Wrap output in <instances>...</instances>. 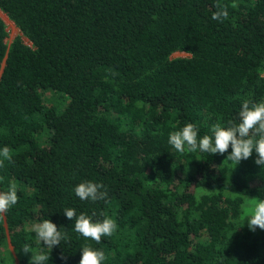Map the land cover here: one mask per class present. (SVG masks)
Wrapping results in <instances>:
<instances>
[{
  "label": "trees",
  "instance_id": "trees-1",
  "mask_svg": "<svg viewBox=\"0 0 264 264\" xmlns=\"http://www.w3.org/2000/svg\"><path fill=\"white\" fill-rule=\"evenodd\" d=\"M0 10L19 29L8 43L0 17V150L13 157L0 192L15 184L19 198L0 215V262L11 245L12 262L27 264L23 247H42L27 224L49 219L70 240L48 264H79L85 245L104 251L102 264H264V230L244 210L264 200L256 153L234 167L231 147L181 154L168 143L186 123L199 139L238 121L244 99L264 101V0H0ZM84 181L102 183L106 200L79 199ZM67 207L117 230L85 239Z\"/></svg>",
  "mask_w": 264,
  "mask_h": 264
},
{
  "label": "clouds",
  "instance_id": "clouds-1",
  "mask_svg": "<svg viewBox=\"0 0 264 264\" xmlns=\"http://www.w3.org/2000/svg\"><path fill=\"white\" fill-rule=\"evenodd\" d=\"M215 7L217 10L213 12L212 19L221 22L228 19L227 6L217 3ZM210 132L211 135L206 134L198 139V126L194 123H186L179 130L169 134L168 143L181 154L195 153L199 150L203 153L223 155L231 147L227 161H231L234 167L242 160L249 159L255 152L257 157L255 163L264 166V101L257 103L244 99L238 113V121L228 120L227 123H222L218 120L211 125ZM5 161L9 163L13 161L12 150L7 146L0 150V167L4 166ZM204 190L207 191L205 188ZM74 192L79 199L93 202L106 200L108 196V191L102 183L92 181L79 183L75 186ZM199 194L198 191L197 195ZM18 199L15 184H11L6 192H0V215L7 213ZM63 213L67 219L74 221L73 231L96 243H100L102 237H111L118 227L109 217L94 221L93 216L86 213L77 215L76 209L72 207L64 208ZM246 220L251 231L257 228L264 230V200L252 198L246 208ZM62 229L63 227L58 229L49 219L31 225L36 243L42 247L37 249L29 245L23 247L25 253H32L30 264H48L53 247L61 245L62 241L70 240L67 231ZM106 258L104 251L85 245L81 249L79 264H102ZM61 259L66 257L61 256Z\"/></svg>",
  "mask_w": 264,
  "mask_h": 264
},
{
  "label": "rangeland",
  "instance_id": "rangeland-1",
  "mask_svg": "<svg viewBox=\"0 0 264 264\" xmlns=\"http://www.w3.org/2000/svg\"><path fill=\"white\" fill-rule=\"evenodd\" d=\"M0 17L3 19V21L5 22L6 26H7V30L9 32V38L6 40L8 43H11L12 40L14 39V37L19 33V29L16 27V25L8 18V16L3 13L0 10ZM28 44H30L27 41ZM189 56L186 53H175L172 57L176 58V57H187ZM43 95L45 97L46 100H48L49 103H55L59 101L58 96L55 95V93L52 90H45L43 91ZM49 133V132H48ZM46 133L45 138L48 139L49 138V134ZM252 198L247 199V202L245 204V208L244 210L246 211L247 206L251 203ZM40 221H29V223L27 224L28 229L31 230V225L34 223H39ZM12 246H3L1 247V262L0 264H19V261L17 259L16 255H13L15 261L12 262L11 259V255L12 253ZM32 257V253H29L26 255L27 258V264L30 263Z\"/></svg>",
  "mask_w": 264,
  "mask_h": 264
}]
</instances>
